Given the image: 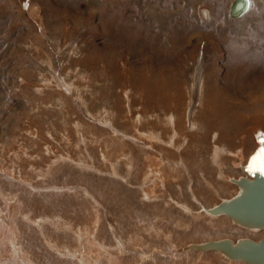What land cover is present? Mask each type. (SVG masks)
<instances>
[{"label":"rangeland","instance_id":"374dc122","mask_svg":"<svg viewBox=\"0 0 264 264\" xmlns=\"http://www.w3.org/2000/svg\"><path fill=\"white\" fill-rule=\"evenodd\" d=\"M203 1L0 0V264H249L191 245L264 237L207 213L264 148V0Z\"/></svg>","mask_w":264,"mask_h":264},{"label":"water","instance_id":"95a60500","mask_svg":"<svg viewBox=\"0 0 264 264\" xmlns=\"http://www.w3.org/2000/svg\"><path fill=\"white\" fill-rule=\"evenodd\" d=\"M248 6V0H235L230 11L231 16L242 14ZM257 155L252 156L243 168L246 176L233 180L239 185L240 191L209 208V212L225 213L235 222L251 229L264 227V159L256 160ZM191 246L201 250L218 249L231 259L243 260L250 264H264V237L259 240L240 238L236 242L223 238Z\"/></svg>","mask_w":264,"mask_h":264},{"label":"bare ground","instance_id":"6f19581e","mask_svg":"<svg viewBox=\"0 0 264 264\" xmlns=\"http://www.w3.org/2000/svg\"><path fill=\"white\" fill-rule=\"evenodd\" d=\"M235 2V1H234ZM233 2V3H234ZM230 5V4H229ZM233 5V4H232ZM231 5V6H232ZM230 6V7H231ZM232 8V7H231ZM230 8V9H231ZM247 10V9H246ZM245 10V11H246ZM152 11V10H151ZM244 11V12H245ZM244 12L242 13V14H244ZM196 14H197V12H196ZM242 14H240V15H237V16H231V14H229L232 18H238V17H240ZM148 15V14H147ZM203 15H204V17L206 18V20L207 19H209V10H205L204 9V11H203ZM156 20H154V18L152 17V21L153 22H151L153 25H156V27H158L159 29H163L162 27H161V20H160V18H158V17H156L155 18ZM199 19V18H198ZM211 22V21H210ZM221 24V23H220ZM188 29V28H187ZM196 36V35H195ZM167 37V36H166ZM177 47V46H176ZM181 48V47H180ZM185 50V49H184ZM203 76V75H202ZM194 87V86H193ZM203 93V92H202ZM189 112H190V110H189ZM258 112V111H257ZM165 113V112H164ZM174 113V115L175 116H177V113H175V112H173ZM172 115V114H171ZM168 116V121H167V124H168V127H170L171 128V136H170V138L168 139V140H165L159 133H157V134H155V139H158V140H161V141H163V142H165V144L166 145H169L168 143L169 142H171L172 141V139H173V144L171 145V146H173L174 145V137L176 138V136H178V133L176 132L177 131V129H173V126H175L176 124H175V122H174V118L173 117H175V116ZM192 115V114H191ZM159 116V115H158ZM186 116V115H185ZM261 117V116H260ZM143 118V117H142ZM141 119V118H140ZM257 119V118H256ZM260 119H263V118H260ZM258 120V119H257ZM194 121V120H193ZM260 122V121H259ZM195 122H192V125H194V127H196L195 126V124H194ZM263 123V122H262ZM166 124V125H167ZM261 125V124H260ZM197 127H198V125H197ZM260 127V126H259ZM188 129V128H187ZM193 129V128H192ZM261 129H262V127H261ZM152 132V131H151ZM217 134V133H216ZM214 135V134H213ZM148 136V135H147ZM151 136L153 137V135L151 134ZM165 136V135H164ZM190 137V136H189ZM208 137H209V132L207 133V134H204V139H208ZM188 138V137H187ZM213 138V137H212ZM245 138V137H244ZM154 139V138H153ZM186 139V138H185ZM135 140H138V139H135ZM171 140V141H170ZM141 141V140H140ZM152 141H154V140H152ZM159 142V141H158ZM189 142V141H188ZM193 142V141H192ZM160 143V142H159ZM205 143V142H204ZM191 144V143H190ZM193 144V143H192ZM152 145V144H151ZM214 145V144H213ZM218 145V144H217ZM220 145V144H219ZM155 146V145H154ZM184 146V145H183ZM216 146V145H215ZM157 147V146H156ZM160 147V146H159ZM181 147V146H180ZM223 147V146H222ZM263 146L261 145V148L258 150V155L255 157V159L256 158H263L264 159V151H262V150H264V148H262ZM151 148H154V147H152L151 146ZM170 148V147H169ZM172 149V148H171ZM174 149V148H173ZM177 149V148H176ZM181 149V148H180ZM178 150V149H177ZM198 150V149H197ZM254 150H255V147H254ZM176 151V150H175ZM180 150H178L177 151V153L179 152ZM153 152V151H152ZM163 152V151H162ZM174 152V151H173ZM227 152H229L228 151V149L227 148H225V147H223V148H221V146H219V147H217V148H215V150H214V153L212 154V161L214 160L215 161V163H216V165H217V167H218V172H215L213 169H212V174H213V176L215 175V174H218V176L221 178V176H226L228 179H232V177H230V176H228V175H226V171H225V167H224V165H223V163H222V160H221V158H220V155L222 154V156L224 155V154H227ZM197 153H199V151H197ZM230 153V152H229ZM256 153V154H257ZM163 154V153H162ZM175 154H176V152H175ZM174 154V155H175ZM179 154V153H178ZM207 154V153H206ZM205 154V155H206ZM151 155H153V154H151ZM180 155V154H179ZM155 155H153V157H154ZM173 156V155H172ZM169 157V156H168ZM176 157V156H175ZM181 157V156H180ZM186 157V156H185ZM156 158V157H155ZM161 158V157H160ZM165 158V157H164ZM177 159V158H176ZM160 160V159H159ZM158 160V161H159ZM165 160V159H164ZM178 160H179V158H178ZM257 160V159H256ZM152 161V160H151ZM174 161V160H173ZM176 161V160H175ZM182 161V160H181ZM156 162H157V160H156ZM160 162V161H159ZM168 162V161H167ZM172 161H170V162H168V163H171ZM236 162V161H235ZM235 162H234V160H233V165H235ZM239 162H241V161H239ZM149 163V162H148ZM161 163V162H160ZM176 163H178V162H176ZM152 164V163H151ZM150 164V165H151ZM154 164V163H153ZM167 164V163H166ZM179 164V163H178ZM184 164V163H183ZM209 165H210V162L208 163ZM240 164V163H239ZM239 164L237 165V162H236V166H239ZM168 165V164H167ZM173 165V164H172ZM241 165V164H240ZM154 166V165H153ZM164 166V165H163ZM175 166V165H174ZM180 166V165H179ZM182 166H186L185 164L184 165H182ZM190 166V165H189ZM191 166H193V165H191ZM246 166V165H245ZM244 166V167H245ZM155 167V166H154ZM176 167H178V166H176ZM241 168H242V170H244L243 168V166H240ZM167 168V167H166ZM171 169V168H170ZM172 169L174 170V168L172 167ZM183 169V168H182ZM185 169V168H184ZM186 169L187 170H189V169H191V168H189V167H186ZM173 170H171L172 172H173ZM176 170V169H175ZM174 170V171H175ZM179 170V169H178ZM154 171V170H153ZM153 171H150V172H152L153 173ZM182 171V170H181ZM150 172L148 173V174H150ZM154 172H158L160 175H161V178L159 179L161 182H162V186H165V188L164 189H169L170 188V184L168 183V184H166V181H170L168 178H167V175H166V172H165V169L162 167H160V169L158 168V170L157 169H155V171ZM176 172H177V170H176ZM188 172V171H187ZM244 173H245V175H246V172L244 171ZM146 175H147V173H145ZM187 174V173H186ZM170 175V174H169ZM172 175V174H171ZM188 175V174H187ZM148 176V175H147ZM146 176V177H147ZM197 176H200L201 177V179H202V177H203V179H205V180H207L206 182L208 183V184H210V186L212 187V188H214L213 190L215 191V193L216 194H218L219 193V190L216 188V181H218V179H216L215 177L213 178L212 177V180L208 177L209 175L206 173V172H204V171H202V170H200L199 172H198V175ZM158 177V176H157ZM180 177H182V176H180ZM222 177V178H223ZM226 177H224V178H226ZM240 177H242V176H240ZM248 177H250L251 178V176H248ZM198 178V177H197ZM172 179V178H171ZM176 179V178H175ZM178 179V178H177ZM216 179V180H215ZM236 179V178H235ZM143 180V179H142ZM154 180H157L156 178H152V180L150 179V181H154ZM188 180V179H187ZM187 180H185V181H187ZM229 180V181H230ZM175 181V180H174ZM190 181V180H189ZM156 182H158V181H156ZM156 182L154 181V183L156 184ZM170 182H172V181H170ZM182 183V182H181ZM160 183H158V185H159ZM184 184V183H183ZM237 184V183H236ZM175 185V184H174ZM180 185V184H179ZM190 185V184H189ZM223 185V184H222ZM154 186V185H153ZM160 186H161V184H160ZM187 186V185H186ZM157 188V187H156ZM161 188V187H160ZM221 188V187H220ZM149 189H150V191L149 190H147V193H149L151 196H153V197H155V198H159V194L155 191V187H153V188H150L149 187ZM139 190V189H138ZM145 190V189H144ZM143 191V190H142ZM141 192V191H140ZM167 192V191H166ZM171 192V191H170ZM143 193H144V191H143ZM169 193V192H168ZM181 193V192H180ZM167 194V193H166ZM169 195H170V193H169ZM181 195V194H180ZM195 196V195H194ZM144 198H145V196H144ZM195 198V197H194ZM173 199V198H172ZM182 199V198H181ZM169 200H170V198H169ZM174 200V199H173ZM172 201V200H171ZM202 201V200H201ZM175 202H176V200H175ZM198 202V201H197ZM196 202V203H197ZM170 203V201L168 202V204ZM182 203V202H181ZM158 204V203H157ZM200 206H201V204H200ZM203 206V205H202ZM189 208V207H188ZM200 208V207H199ZM176 209V208H175ZM203 209H206V208H203ZM162 210V209H161ZM191 211V210H190ZM193 212H194V210H192ZM201 211V210H200ZM200 211H198V212H200ZM195 212H197V210L195 211ZM207 213L210 215V216H212V217H216V216H220V215H223V214H225V213H220V214H213V213H211V212H209L208 210H207ZM206 213V214H207ZM197 214V213H196ZM196 214H194V215H196ZM202 215V214H201ZM227 215V214H226ZM228 216V215H227ZM230 217V216H229ZM198 218V217H197ZM219 218V217H218ZM246 228H248V227H246ZM264 227H262V229H263ZM261 229V230H262ZM250 230H252V229H239V233L240 234H242L243 235V237H250V232H252V231H250ZM220 231V230H219ZM218 231V232H219ZM226 231V230H225ZM223 232H224V230H223ZM261 232V231H260ZM220 233V232H219ZM221 233H222V231H221ZM220 233V234H221ZM225 233V232H224ZM227 233V232H226ZM252 234V233H251ZM160 236V235H159ZM211 241V240H210ZM153 242V244H154V241H152ZM123 244V243H122ZM120 246V245H119ZM191 248H192V250H198V251H209V250H217V251H220V252H222L221 250H218V249H213V248H209V249H206V250H201V249H198V248H196V247H194V246H191ZM114 249H116V246H115V248ZM121 249H122V246H121ZM190 249V247L188 246V247H186V251L187 250H189ZM155 250V249H154ZM90 251V250H89ZM88 251V252H89ZM91 252V251H90ZM103 252H105V251H102V253ZM163 252V251H162ZM120 254H121V251L119 252ZM135 253V252H134ZM166 253V252H165ZM223 253V252H222ZM105 254H109V255H111V253L109 252H107L106 251V253ZM123 254H125V253H123ZM149 254V253H148ZM150 254L152 255L153 253H151L150 252ZM149 254V255H150ZM224 255H226L225 253H223ZM119 255V254H118ZM122 255V254H121ZM140 255V254H139ZM162 255V254H161ZM73 256V255H72ZM113 256V255H112ZM115 256V255H114ZM117 256V255H116ZM159 256V255H158ZM227 256V255H226ZM167 257V256H166ZM228 257V256H227ZM144 258H146L145 256L142 258V259H144ZM152 258V257H151ZM150 258V259H151ZM168 258V257H167ZM229 258V257H228ZM141 259V260H142ZM146 259H149V256L146 258ZM149 259V260H150ZM153 259H154V257H153ZM231 259V258H230ZM139 260H140V257H139ZM148 260V261H149ZM232 260H235V259H232ZM94 261H95V263L94 264H98V263H100V264H104L105 262H107V263H109V264H124V263H121V261L120 260H116V261H114L113 259H112V257L111 256H108L107 258H104V257H97V258H95L94 259ZM93 261V262H94ZM85 262V261H84ZM90 263H91V261H89ZM136 262V261H135ZM86 264V263H85ZM250 264V263H249Z\"/></svg>","mask_w":264,"mask_h":264},{"label":"crops","instance_id":"0c3cea01","mask_svg":"<svg viewBox=\"0 0 264 264\" xmlns=\"http://www.w3.org/2000/svg\"><path fill=\"white\" fill-rule=\"evenodd\" d=\"M186 1H189V0H186ZM208 1H213V3H210V2H207L206 0L205 1H203L202 3L203 4H206V5H209V7H213L214 9L213 10H215L216 8H217V6H218V2L216 1V0H208ZM231 1H233V0H231ZM235 1V0H234ZM249 1V6H251L252 4H259L258 6L259 7H261L260 5V2H259V0H248ZM259 2V3H258ZM215 4H216V7H215ZM230 4V3H229ZM233 4V3H232ZM201 5V4H200ZM200 5H198V10H199V8H200ZM228 7H229V5H228ZM232 7V6H231ZM210 8V9H211ZM249 8V7H248ZM228 11H231V9L230 10H228L227 9V13H228ZM214 13V12H213ZM216 14V13H215ZM230 14V13H229Z\"/></svg>","mask_w":264,"mask_h":264},{"label":"snow or ice","instance_id":"6c2138e0","mask_svg":"<svg viewBox=\"0 0 264 264\" xmlns=\"http://www.w3.org/2000/svg\"><path fill=\"white\" fill-rule=\"evenodd\" d=\"M262 151H264V150H262Z\"/></svg>","mask_w":264,"mask_h":264}]
</instances>
